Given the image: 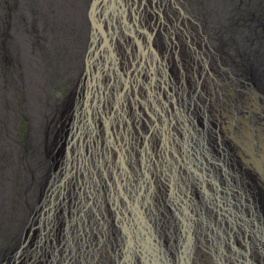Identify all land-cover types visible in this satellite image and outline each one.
Masks as SVG:
<instances>
[{"label":"bare ground","instance_id":"bare-ground-1","mask_svg":"<svg viewBox=\"0 0 264 264\" xmlns=\"http://www.w3.org/2000/svg\"><path fill=\"white\" fill-rule=\"evenodd\" d=\"M220 1L0 0V264H13L15 261L14 264L21 263L20 257L25 251L23 248L21 250V246L24 241L27 246L32 239L34 214L44 204L42 198L44 199L47 187L51 190L52 181L56 182L53 156L59 152L65 127L71 125L75 131L74 119L83 105L87 111L86 118L84 112L81 114L83 125L85 123L81 139L82 150L86 152V148L90 149L89 161L96 163L94 169L86 165L89 172L86 176H81L78 185L83 187L86 182L95 190L96 201L91 202L95 210L92 225L85 222L90 213V205L85 206V214L81 213V218L73 219L69 217L70 213L67 215L71 199L68 185L65 184L67 175L64 170L59 182L62 183L61 189L56 195L59 197L56 202L55 197L50 203L47 217H44L42 226L38 228L37 254L30 264H48L53 249L49 240L57 235L65 240L69 229L72 231L69 232L71 237L68 240L69 250L72 251L69 255L70 264L85 262L88 259V248L95 250L86 261L88 264H117L119 231L116 230V219L108 203L106 206L103 191L105 189L106 194H110L114 190L115 144L112 142L113 147L111 144L105 146L103 151L104 136H101L100 120L103 128L107 125L112 136L118 132L123 134L128 179L134 182L137 177L134 173L139 175L140 169H143L138 133H144L143 136L149 133L144 121L146 114H151L152 106L155 107V103L150 105L147 101L144 93L147 89L143 88V84L150 88L149 83L154 79L153 73L169 89L177 88L180 79L186 88L193 76V71L188 69H193L195 65V54L196 73H203V70L198 72L201 65L198 60L201 59L197 57V52L200 48L204 56L202 62L208 63L204 78L210 74L218 82L219 76L222 81L224 75L231 78L225 63L228 57L229 62L236 65L242 60L233 56L239 54L242 57L243 52L246 55L242 58L246 61L257 62L264 56V0ZM242 1L245 5L255 2L259 6L253 8L255 19H250L251 24H244L246 16L234 12ZM114 7H117V12ZM186 13L187 17H183ZM218 13L226 16L221 29L233 30L235 34L239 31L241 37L238 48H234L236 43L230 37L225 38V43L217 35L211 37L209 34L208 38H203L206 28L203 19L207 21L217 18ZM197 14H201V18ZM182 25L191 33L189 38L184 35ZM242 26L251 28L246 32L256 34V37L249 36L247 40ZM184 40L189 43L190 50L183 43ZM146 48L148 51L145 53ZM148 52L150 56L147 55ZM165 52L164 58H175L180 65L184 63V70L173 68L168 71L167 67L162 68L158 58ZM190 52L194 60L189 59ZM218 53L225 56L222 58L221 55L220 59ZM134 55L140 57L138 61L143 59L142 70L138 71V74H143L139 83L135 79V68L139 64L133 66ZM145 57L153 61L151 71L148 65H143ZM108 61L111 64L110 69ZM258 67L254 64L252 72H256ZM85 69L86 74L82 79ZM113 69L116 70L115 80ZM262 69L264 70L263 65ZM124 71L127 72V83L123 77ZM234 71L244 72L240 67L233 69L232 72L236 74ZM56 80L66 85L61 94L56 93L61 87ZM231 81L230 79L226 82L229 87L233 86ZM86 82L87 91L92 92L90 98L89 93L87 94V101L83 100V87ZM116 86L118 89H115ZM154 91H157L156 86L152 88V100H155ZM206 91L208 97L213 96L211 89ZM210 105L208 103V107ZM221 111V105L214 109V113ZM68 114L69 118L64 121ZM22 122L24 127H21ZM87 127L90 128L89 143L84 138ZM75 140L78 141L77 137ZM76 142L72 147L70 145L68 163ZM150 144L156 145V134L151 135ZM98 152L108 155L97 159ZM64 176L66 179L63 180ZM78 185L76 186L79 189ZM119 188L120 186L115 187V192L127 198ZM49 194L51 200L53 195L51 192ZM156 195H159L157 201L152 198ZM163 196L160 184H154L150 197L154 204L155 217L160 219L154 227L162 237L161 241L166 237ZM131 203V199L125 200L126 207L130 208ZM134 210L136 211V207ZM67 226L68 231L65 230ZM80 228L83 230L80 231ZM84 231L88 235L86 238L81 234ZM171 245L176 247L175 244ZM132 247L130 238H127V251H132ZM184 247H187V243H184ZM66 251L68 252L67 247L57 248V257L50 260V264H60V256L62 253L67 254ZM14 254L19 255L13 259ZM169 257V264H174L173 257Z\"/></svg>","mask_w":264,"mask_h":264},{"label":"water","instance_id":"water-1","mask_svg":"<svg viewBox=\"0 0 264 264\" xmlns=\"http://www.w3.org/2000/svg\"><path fill=\"white\" fill-rule=\"evenodd\" d=\"M114 9L117 12V7ZM138 59L140 57L137 56L133 66L140 62L135 68V79L139 83L137 74L142 70L143 59ZM196 62L195 54L193 76L186 88L180 79L177 88L169 89L167 84H161V78L154 73L150 88L143 84V88L147 89L144 92L147 101L150 105L155 103V107L152 106L151 114H146L144 121L149 133L142 138V175L137 176L134 182L128 179L123 134H116L114 190L107 196L108 205L116 219V230L119 231L117 264H169V255L173 257L174 264H264V56L257 62L245 60L240 66L244 71L242 73L234 71V74L232 71L237 66L231 67L226 63L231 78L224 75L222 81L219 76V82L210 74L204 78L208 63L202 62V57L200 62L203 69L198 68V72L203 70V73L197 75ZM152 63V60L144 58L143 65H148L150 71ZM254 64L259 66L257 73L252 72ZM230 79L233 84L231 87L226 84ZM86 86L87 82L83 100H86L88 93L89 98L92 94ZM153 86L157 88L154 91L155 100H152ZM206 89H211L212 97H208ZM122 94L123 91L120 96ZM220 105L222 111L214 113V109ZM85 108L83 105L74 119L77 128L72 136L75 139L77 137L78 141L73 146L65 169L67 179L63 177L68 188L71 187V204L72 197H75V207L69 215L73 219L81 218V213L85 214L86 205H90V213L93 211L90 197L95 193L86 182L80 189L76 186L81 176L89 172L86 165L91 150L86 148L84 152L81 145L85 126L81 114L84 112L86 118ZM108 130L106 125V146L114 142ZM152 134H156V145L150 144ZM84 138L88 143L89 127L85 130ZM72 160L73 164L70 165ZM156 183L160 184L164 192L166 237L163 241L154 227L160 219L155 217L150 197V191ZM61 185L55 181L52 183L50 192L53 198L59 193ZM117 186H120V192L125 197L131 199L130 208L125 205L127 198L115 192ZM157 197L159 195L152 198L157 201ZM47 199L44 208L33 219L32 239L20 257L23 264H30L36 257L38 228L42 226L44 217H47L52 201L48 199L47 202ZM69 232H72L71 229ZM69 232L64 241L68 252L61 254L60 264H70L69 253L72 251L68 244L71 237ZM81 234L84 238L88 236L85 231ZM127 238L131 240L132 251L126 249ZM184 243H187L188 248L184 247ZM171 244L176 247H171ZM25 246L26 241L21 250ZM93 253V248L86 250V261ZM18 255H12L13 259ZM86 261L82 264H88Z\"/></svg>","mask_w":264,"mask_h":264},{"label":"rangeland","instance_id":"rangeland-1","mask_svg":"<svg viewBox=\"0 0 264 264\" xmlns=\"http://www.w3.org/2000/svg\"><path fill=\"white\" fill-rule=\"evenodd\" d=\"M75 1H79V0H75ZM257 2V1H256ZM220 3H221V1H220ZM250 5H252V6H250ZM250 6V7H249ZM238 8H239V12H241V14L243 15V17L244 16H246L245 17V19H244V24H251L252 23V21H254L253 19H255L254 18V15H253V8H259V6L258 5H256V3L255 2H252L251 4L249 3V4H246L245 5V3L242 1V3L240 4V5H238ZM153 10H154V12H155V9L154 8H152ZM234 12H237L236 10L234 11ZM155 16V15H154ZM183 17H187V13L185 14V15H183ZM252 21H251V20ZM238 20V19H237ZM237 22H239V21H237ZM241 23H242V21H241ZM186 26V25H185ZM243 27V33L245 34V35H247L245 38L248 40V37L249 36H254V37H256V34H250V33H248L249 31H250V29H249V27H244V26H242ZM182 29H183V32H184V35H187V37L189 38V35L191 34L190 32H187L186 30H185V28H184V25H182ZM127 31H128V29H127ZM246 31H248V32H246ZM129 33L131 32V31H128ZM128 33V34H129ZM242 33V34H243ZM181 36V34H179V37ZM208 36H209V33L207 34V32L205 31L204 32V37L203 38H208ZM183 43L186 45V47H187V49L188 50H190V47H189V43L186 41V40H184L183 41ZM201 47V46H200ZM168 50H166V52H167ZM202 48H200V49H198V52H197V57L199 58V59H201V57H202V59L204 60V56H202ZM93 52V51H92ZM166 52L164 53V54H161L160 56H159V58H158V62H159V64H162V68H165V67H167V70L168 71H171V70H173V68H176V69H181V70H184V63H182L181 65H180V63L174 58V60H172L171 58H164V55L166 54ZM92 54V53H91ZM219 55H222V56H224V54L223 53H218ZM255 54V53H254ZM148 56H150V53L148 52V54H147ZM135 57H134V59L137 57V55H134ZM189 56H191V60H194L193 59V57H192V54H191V52H190V55ZM235 59H240V57H238V56H233ZM227 60H229V57H228V59ZM140 61V60H139ZM198 62H200V60H198ZM140 62H138V64H139ZM108 64H109V69H110V66H111V64H110V62L108 61ZM130 64V63H129ZM200 64H201V62H200ZM88 65V64H87ZM87 65H86V68H87ZM136 67V66H135ZM200 67V70L202 69V66L200 65L199 66ZM216 69H220V68H216ZM86 70L87 69H85V71H84V73H83V76H82V79H83V77H84V75L86 74ZM188 71H193V69H192V67L190 68V69H188ZM224 72V71H223ZM126 71H124V74H123V77H124V79H125V81H126V83H127V77H126ZM112 75H113V77H114V80H115V77H116V70L115 69H113V73H112ZM139 76L138 77H141L143 74L142 73H139L138 74ZM58 83H60V85H61V87L58 89V92H56V93H58V94H61V93H63L64 92V89H66V85H65V83H62V82H59L58 80H56ZM191 82V81H190ZM80 86H81V83H80ZM141 89H142V86L140 85L139 86ZM84 89H85V84H84V87H83ZM73 89V88H72ZM74 89H76V87L74 88ZM115 89H118L117 88V86L115 87ZM91 108H93V110H94V107L92 106ZM72 114V113H71ZM69 114L66 116V117H64V121H66V119H68L69 118ZM72 117L73 116H71V120H70V122L72 123L73 122V120H72ZM102 119V118H101ZM65 123V122H64ZM100 124H101V129H102V143H103V147H102V149H103V151H104V149H105V146H106V143H107V140H106V137H105V128H103V125H102V120H100ZM144 124H145V122H144ZM146 125V124H145ZM25 126V124H24V122H22L21 123V127H24ZM64 126V125H63ZM64 127H62V129H63ZM75 128H77L76 126H75ZM73 131H74V128H73V126H71V125H68V126H66L65 127V129H64V131H63V134H62V140H61V142L59 143V152H57L56 154H55V156H53V161H55L54 163H55V166H54V169H56V173H57V175H56V183L58 184L60 181H61V176H62V174H63V172H64V170L67 168L66 166H67V164H68V158H69V156H70V152H71V149H70V145H71V147H72V144L74 143V142H76V140H75V138L72 136V133H73ZM117 133V132H116ZM139 134V136H140V140L141 141H139V144H140V152L142 153V151H143V149H141V147H142V145H143V134L144 133H138ZM115 137H116V134H115V136H113V140H114V142H113V144L115 143ZM86 141V140H85ZM72 142V143H71ZM90 142V140H88V143ZM73 149V148H72ZM106 155H108L107 153L106 154H104L103 152H98V154H97V159H101V158H103V157H105ZM99 157V158H98ZM95 161L93 162L92 160H90L89 162H88V166H90L91 168H95ZM62 168H63V170H62ZM58 169V170H57ZM60 169L62 170V172L60 171ZM52 171H53V169H52ZM59 171L61 172V174L59 173ZM94 173L96 172V170H94L93 171ZM100 172H101V170H100ZM159 174L160 175H162L161 174V172L159 171ZM52 175H54L53 173H52ZM134 175H135V177L136 176H140L141 177V175L142 174H139V175H137V174H135L134 173ZM94 177V176H93ZM51 181H52V179H51ZM55 180H53L52 181V183L54 182ZM79 186V185H78ZM70 188L71 187H69V192H70ZM79 189H80V186H79ZM49 190H50V188H48L47 187V189L45 190V192H44V199L42 198V200L43 201H45V199L46 198H48L49 199V197H50V194L48 193L49 192ZM103 191H104V196H105V203H106V206H108L107 205V203H108V196H107V194H106V192H105V189H103ZM62 193V192H61ZM75 196V195H74ZM69 198H70V195H69ZM71 199V198H70ZM52 201L51 202H53L54 201V198H52L51 199ZM94 200V195H93V197H90V202H92ZM166 200V199H165ZM94 201H96V200H94ZM94 201H93V203H94ZM47 202H48V200H47ZM74 202V203H73ZM47 205V204H46ZM44 204L39 208V211H37V213L36 214H34V218H36L37 217V215H38V213L44 208ZM74 207H75V197H72V204H71V206L69 207V210H68V212H67V215H69V213H71L72 212V210L74 209ZM166 207H167V204H166ZM95 210H93L91 213H89L88 214V216L85 218L86 220H85V222L87 223V225H89V221L90 222H92L93 221V219L92 218H94V214H95V212H94ZM65 217V216H64ZM66 219V218H65ZM65 219H64V221H65ZM62 220H63V218H62ZM69 222H70V220H69ZM69 224V223H68ZM71 224V223H70ZM33 225V224H32ZM92 225V223H90V226ZM68 227V226H67ZM69 228V227H68ZM170 233H171V231H170ZM170 235V234H169ZM31 237V236H30ZM169 237V236H168ZM55 239V240H54ZM166 240H168V238L166 239ZM50 242H51V244H52V246H53V249H52V255H51V257L49 258V261H48V264H50V260H53V259H55V257H57V254H56V249L57 248H62L64 245H65V240H64V237H61V236H59V235H57V236H55V237H52V239L51 240H49ZM29 244H27V246H28ZM26 246V247H27ZM26 247L24 248V249H26ZM23 249V250H24ZM22 250V251H23ZM71 253H69V255H70ZM43 260V259H42ZM16 262V261H15ZM14 262V263H15ZM13 263V264H14ZM24 262H23V259H22V261H21V263L20 264H23ZM17 264H19V263H17ZM80 264V263H79Z\"/></svg>","mask_w":264,"mask_h":264},{"label":"flooded vegetation","instance_id":"flooded-vegetation-1","mask_svg":"<svg viewBox=\"0 0 264 264\" xmlns=\"http://www.w3.org/2000/svg\"><path fill=\"white\" fill-rule=\"evenodd\" d=\"M221 3H222V0H221ZM238 10H239V8H237V10H236L237 12L236 13H241ZM218 14L219 15H218L217 18L214 17L211 20H207V21L203 19V21H204V23L206 25L205 31L207 32V34L209 33L211 35V37H213V36L215 37V35L222 37L224 43H225V38H228V37L233 38L235 43H236L234 48H238V42H239L240 37H241L239 31L236 32V34H235V32H233V30H229V29H226V28H222L221 29L220 26L224 25V20H225L226 16H225V14H222V13H218ZM196 16H198V18H201V14H200V16H199V14H197ZM243 55H246V53L243 52L241 56L243 57ZM224 56H225V54H224ZM235 56L240 57L239 54L235 55ZM218 57L221 59V55H218ZM242 57H240V59L242 61L239 64H236V65L235 64H231L229 62V60H227V59L225 60L226 61L225 63H228L229 66H231V67H235V66L240 67V66H242L245 63V61H243L245 59H243ZM222 58H223V56H222Z\"/></svg>","mask_w":264,"mask_h":264}]
</instances>
